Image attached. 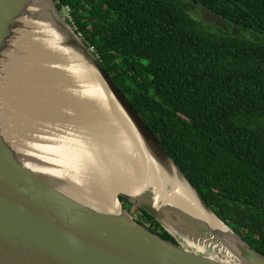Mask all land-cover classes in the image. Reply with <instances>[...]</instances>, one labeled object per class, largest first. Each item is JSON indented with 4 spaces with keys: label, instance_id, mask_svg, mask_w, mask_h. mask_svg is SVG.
<instances>
[{
    "label": "trees",
    "instance_id": "trees-1",
    "mask_svg": "<svg viewBox=\"0 0 264 264\" xmlns=\"http://www.w3.org/2000/svg\"><path fill=\"white\" fill-rule=\"evenodd\" d=\"M55 1L210 207L264 254V0ZM203 7L240 32L204 22Z\"/></svg>",
    "mask_w": 264,
    "mask_h": 264
},
{
    "label": "water",
    "instance_id": "water-1",
    "mask_svg": "<svg viewBox=\"0 0 264 264\" xmlns=\"http://www.w3.org/2000/svg\"><path fill=\"white\" fill-rule=\"evenodd\" d=\"M201 14L206 23L240 32L207 7ZM47 30L67 36L61 46L85 59L88 74L93 71L122 108L146 154L164 168H175L190 197L225 230L208 229L190 210L157 206L154 188L137 195L120 191V209L106 210L67 190L54 163L18 145L7 96L21 79L19 69L33 63L27 48ZM121 196L146 210L175 241L138 221ZM0 264H264V254L221 220L182 172L55 0H0Z\"/></svg>",
    "mask_w": 264,
    "mask_h": 264
},
{
    "label": "bare ground",
    "instance_id": "bare-ground-1",
    "mask_svg": "<svg viewBox=\"0 0 264 264\" xmlns=\"http://www.w3.org/2000/svg\"><path fill=\"white\" fill-rule=\"evenodd\" d=\"M56 34L44 31L29 45L33 63L19 69L21 79L7 96L18 145L54 163L67 190L106 210L120 209V191L137 195L154 188L157 206L190 210L208 229L225 230L190 197L175 168H164L146 154L111 93L93 71L88 74V63L76 50L61 46L67 36Z\"/></svg>",
    "mask_w": 264,
    "mask_h": 264
},
{
    "label": "rangeland",
    "instance_id": "rangeland-1",
    "mask_svg": "<svg viewBox=\"0 0 264 264\" xmlns=\"http://www.w3.org/2000/svg\"><path fill=\"white\" fill-rule=\"evenodd\" d=\"M199 12H200V10H195V15L196 16H199ZM61 13H62V15L64 16V18L65 19H67V17H69L68 16V14H67V12L66 11H61ZM99 84L98 85H96V89L99 91V92H101V89L99 88ZM114 155H115V153H113ZM114 156H112L111 158H109V160L110 161H114V158H113ZM108 165V167L110 166V164H107ZM127 205V208H128V210H130V212L134 215V217H135V215H140V212L141 211H139L138 209H137V207L138 206H136V205H133L132 207L130 206V205H128V204H126Z\"/></svg>",
    "mask_w": 264,
    "mask_h": 264
},
{
    "label": "flooded vegetation",
    "instance_id": "flooded-vegetation-1",
    "mask_svg": "<svg viewBox=\"0 0 264 264\" xmlns=\"http://www.w3.org/2000/svg\"><path fill=\"white\" fill-rule=\"evenodd\" d=\"M137 220L140 221L141 223L145 224L151 230H153L151 228V226L153 227V224L151 223V221H149V219L145 215L140 216Z\"/></svg>",
    "mask_w": 264,
    "mask_h": 264
},
{
    "label": "built area",
    "instance_id": "built-area-1",
    "mask_svg": "<svg viewBox=\"0 0 264 264\" xmlns=\"http://www.w3.org/2000/svg\"><path fill=\"white\" fill-rule=\"evenodd\" d=\"M69 16V15H68ZM92 51H94V47L90 48Z\"/></svg>",
    "mask_w": 264,
    "mask_h": 264
}]
</instances>
